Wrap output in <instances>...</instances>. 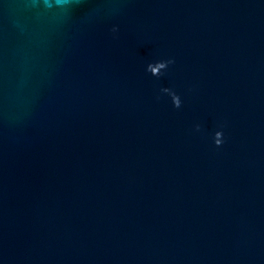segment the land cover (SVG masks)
<instances>
[{
  "label": "water",
  "instance_id": "water-1",
  "mask_svg": "<svg viewBox=\"0 0 264 264\" xmlns=\"http://www.w3.org/2000/svg\"><path fill=\"white\" fill-rule=\"evenodd\" d=\"M0 0V264H264V0Z\"/></svg>",
  "mask_w": 264,
  "mask_h": 264
},
{
  "label": "clouds",
  "instance_id": "clouds-1",
  "mask_svg": "<svg viewBox=\"0 0 264 264\" xmlns=\"http://www.w3.org/2000/svg\"><path fill=\"white\" fill-rule=\"evenodd\" d=\"M45 7L51 8L53 6L52 0H43ZM68 3V0H55V5L63 8Z\"/></svg>",
  "mask_w": 264,
  "mask_h": 264
}]
</instances>
